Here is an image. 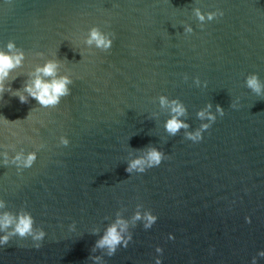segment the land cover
<instances>
[{"label":"water","instance_id":"obj_1","mask_svg":"<svg viewBox=\"0 0 264 264\" xmlns=\"http://www.w3.org/2000/svg\"><path fill=\"white\" fill-rule=\"evenodd\" d=\"M0 54V264H264V0H0Z\"/></svg>","mask_w":264,"mask_h":264},{"label":"clouds","instance_id":"obj_2","mask_svg":"<svg viewBox=\"0 0 264 264\" xmlns=\"http://www.w3.org/2000/svg\"><path fill=\"white\" fill-rule=\"evenodd\" d=\"M92 39L96 40L98 45L104 44L103 39L100 38L95 31L92 33ZM16 62L19 63V58H17ZM12 66H13L12 58L6 55L0 54V80H2L3 77L7 75L6 70L10 69ZM54 70H55V65L49 64L40 71H42L45 75H53ZM66 83H68V81L65 79L53 80L51 83H45V82H42L40 79H37L34 82L35 91H33V89L31 88H26V91L29 92V94L32 96L33 99L37 100V102L43 105L55 104L57 103L58 98L61 95L66 94V88H65ZM248 86L252 88L254 91L259 92V85L255 78L248 80ZM2 91H3V88H0V92ZM19 100H20V103L27 102L23 96L19 97ZM173 111L177 112L178 114H182L183 112V110L180 108H174ZM203 115L204 113H200L201 117H203ZM180 127H182L181 123H179L175 118L169 120L167 123V130L172 134H175L176 131ZM205 127H207V125H205ZM198 137H199V134H197V138ZM33 158L34 157H29V161H28L29 164L31 163V160ZM148 159L152 162V164L158 166L161 163V154L153 150L149 153ZM142 163L143 161L137 160L130 167L135 168L137 165H140ZM147 219L149 223L145 225L146 228L150 227L151 224L155 222L154 217H147ZM11 223H12L11 218L8 216H5L3 220L0 221V227H3L6 229L8 226L11 225ZM31 224H32V221L30 218L22 217L19 219V222L16 225L15 232L19 234L20 236H24L25 234L31 231ZM43 235L44 234L41 233L39 236H36L35 239L40 240L43 238ZM8 239H9L8 236H4L0 238V244L7 245ZM129 239H131V237ZM120 243H121V236L117 232L116 227L113 226L108 229L107 234L98 242L97 247L106 246L109 248V255H113L115 254L117 245H119ZM35 247L39 248L40 245H36Z\"/></svg>","mask_w":264,"mask_h":264}]
</instances>
